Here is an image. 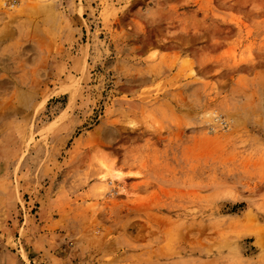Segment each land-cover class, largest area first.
<instances>
[{
	"label": "rangeland",
	"instance_id": "374dc122",
	"mask_svg": "<svg viewBox=\"0 0 264 264\" xmlns=\"http://www.w3.org/2000/svg\"><path fill=\"white\" fill-rule=\"evenodd\" d=\"M0 43V264H264V0H0Z\"/></svg>",
	"mask_w": 264,
	"mask_h": 264
},
{
	"label": "bare ground",
	"instance_id": "6f19581e",
	"mask_svg": "<svg viewBox=\"0 0 264 264\" xmlns=\"http://www.w3.org/2000/svg\"><path fill=\"white\" fill-rule=\"evenodd\" d=\"M8 38H9V37H8ZM3 39H4V38H3ZM0 44H1V43H0ZM16 57H17V56H16ZM3 74H4V73H3ZM4 77H5V75H4ZM1 80H2V79H1ZM0 109H1V108H0ZM115 176H116V177H119V176H120V173L115 174ZM102 177L105 178L106 175H103ZM179 263H180V262H179Z\"/></svg>",
	"mask_w": 264,
	"mask_h": 264
}]
</instances>
